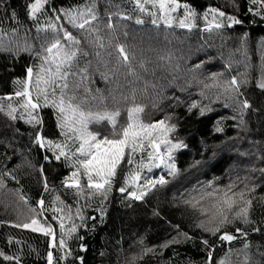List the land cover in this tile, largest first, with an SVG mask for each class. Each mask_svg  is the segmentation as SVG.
I'll return each mask as SVG.
<instances>
[{"label":"trees","instance_id":"16d2710c","mask_svg":"<svg viewBox=\"0 0 264 264\" xmlns=\"http://www.w3.org/2000/svg\"><path fill=\"white\" fill-rule=\"evenodd\" d=\"M36 2L0 0V264H49V253L51 264H264V0H163L178 4L171 21L136 0H42L33 15ZM57 40L61 52L77 53L62 69L70 73L67 89L47 71L59 63L57 50L47 51ZM29 77V91L48 95L36 108L16 95ZM135 108L143 111L130 120ZM115 112V127L95 118ZM136 118L175 125L169 138L180 143L170 171L150 174L166 183L140 200L119 191L140 154L127 151L108 187L89 188L84 179L69 187L64 177L74 167L82 177L81 164L55 159L38 142H72L64 131L78 120L99 139H118L113 133ZM230 144L236 154L221 153L199 176ZM236 156L246 158L241 169ZM216 176L213 190L229 179L236 191L254 189L245 195L246 218L231 212L229 223L206 222L215 197L204 187L217 185L209 181ZM247 178L258 182L249 187ZM195 191L194 207L186 196ZM33 220L51 234L17 226ZM225 233L234 238L222 239Z\"/></svg>","mask_w":264,"mask_h":264},{"label":"snow or ice","instance_id":"6c2138e0","mask_svg":"<svg viewBox=\"0 0 264 264\" xmlns=\"http://www.w3.org/2000/svg\"><path fill=\"white\" fill-rule=\"evenodd\" d=\"M137 3L139 4V0H137ZM161 8L164 7L163 4L160 5ZM42 7V0H37L35 4L32 6V12L33 15L40 10ZM88 14H92V9H88ZM223 15V13H221ZM95 17L93 16V19ZM155 22V21H154ZM85 24L88 23L87 20L84 22ZM183 24V22H182ZM80 27H84V24L79 25ZM219 27V25H216ZM65 37L68 40H72L73 37L70 33L65 32ZM78 43V42H77ZM57 50L54 54V60L59 59V63L55 64V68H49L47 71L51 74V83L54 85L56 83V80H63L65 83L62 85V89H67V77L69 76L68 71H64L63 66L65 64L71 65V62L76 57V52H61L60 50V41L57 40L55 43H53L47 51L49 53H53V50ZM119 52L123 55V58L127 60V56L124 55V48L121 46L119 48ZM29 75H31L32 70H28ZM233 85L236 84L235 79L231 81ZM264 87V85H261ZM16 95H27V93H16ZM64 100H60V104H63ZM32 108H36V104H31ZM69 107L71 108V104H69ZM245 107H247V103L245 102ZM73 112L76 111V109H72ZM61 111H63V108H61ZM143 109L141 108H135L133 110H130L128 115L129 119H132L133 112H141ZM120 115L119 112H115L112 114H105V115H97L95 118L97 120H108L113 124L115 127L116 125V117ZM81 118H84V114L80 113ZM38 122V121H37ZM163 121L160 122V125H163ZM86 127V125H85ZM156 125H148L144 126L142 124L137 123H129L127 127H124L120 133H113L114 135H118L121 138L118 139H108L107 137L98 139L96 135H93L91 133H86V135L82 134L81 144L80 147L77 149V152L84 154L87 159L79 161L81 166L84 168L85 172L84 174L87 176L88 179V187L89 188H96V189H102L104 188L105 184L109 183V181L106 179V177H111L115 175V169L117 164L123 159L124 152L126 148H130L131 151L135 152L138 147H142V145H138L137 141L142 138V133L145 131V128H155ZM170 130V129H169ZM150 135V133H148ZM59 147V145L57 146ZM153 147L157 150L159 149V145H156L153 143ZM173 148L180 147V145H173ZM171 151V150H170ZM170 154V152H169ZM61 155H64L63 151L61 152ZM151 156V153L149 154ZM59 159V157H57ZM163 162V161H161ZM131 163V161H129ZM93 173H95L96 176L100 177L104 180V183H93ZM73 177L77 176V173L72 174ZM149 183H166L163 177H160L159 181H149ZM211 186V185H210ZM69 187H79V180H76L74 184L69 185ZM237 184L236 182L230 183L226 186L225 189H214L212 192H208V197H215V203L212 205L211 210V219L215 220L217 217L219 218V224L223 225L225 223H229L228 220V213L235 212L236 218L244 217L246 218L248 215L249 206L251 205V200H246L245 195L247 191H252L254 189H248L247 185H245L244 189H241L239 191H236ZM125 189L121 188L120 191L123 192ZM131 195H135V193H131ZM139 199L140 197H136ZM238 198V199H237ZM41 204L43 201L40 202ZM243 205V206H242ZM195 207V205H193ZM238 209V210H236ZM204 212L208 213V209H203ZM35 225H38V221L33 220L32 224H23V225H17L18 227H24L29 228L32 227L33 231H45L46 234H51V227L49 226L47 229H44L43 227H33ZM61 228H63V224H61ZM219 227H217L214 231H219ZM72 231H75V227L72 228ZM237 231H240V229H237ZM234 237L231 235H228L225 233L222 236V239L224 240H232ZM60 244L63 245L64 241L61 240ZM49 264H51L52 255L49 253L48 256Z\"/></svg>","mask_w":264,"mask_h":264},{"label":"rangeland","instance_id":"374dc122","mask_svg":"<svg viewBox=\"0 0 264 264\" xmlns=\"http://www.w3.org/2000/svg\"><path fill=\"white\" fill-rule=\"evenodd\" d=\"M161 4L164 5L163 8H161V6H160ZM135 5H137L139 8H141V7L145 8L147 11L149 10L152 14H154V11H153L154 8H159V10H161L163 12V16H166L167 20H169V21H171L170 17H169V13L171 11L174 12L176 10V8L178 7V4H176L174 2H167L166 3V2H163V0H139V4L137 3V0H136ZM29 79H30V77L28 78V81H27L28 85L26 86V90L24 92V93H27L26 97H27L28 101L33 103V104H37V102H40L42 104H44V102H48L49 101L48 95L46 93H44L45 91H41L43 93V96L41 98L42 100L39 99L40 98L39 93H37V92L32 93V92H35L37 90V87H35V91H32V90L29 91V88H28ZM58 104H60V103H58ZM61 106H63V105L61 104L60 107ZM131 123H137V124H142L144 126H148V124L143 123L141 121V119H139V118L138 119L136 118L135 120L131 121ZM85 125H86L85 122H82L79 120L77 122H73V124H71V125L70 124L67 125L68 129L66 131H64V136L70 135L72 142H70L67 139L64 142H63V140H60V141H43V139L40 136H38V142L42 148L50 149L52 151L55 159H57L58 156L59 157H65V158H67V162L69 161L71 163H75V161L79 162V161L85 160V159H87V157L84 154L77 152V149L80 147V144L82 142L80 139L81 135L82 134L86 135V133H90L89 128H88L89 126L85 127ZM150 125H156L157 127L145 128V131L142 133V138L137 141L138 145H142V147H138L137 150L135 151L136 153L140 154V160L137 161L134 171L133 172L129 171L127 173V176L123 181V186L121 187V188L125 189L123 192H125L127 198L140 200L147 192H149L148 190H151L152 186L154 184H156V183H154V184L149 183V181L151 179L150 174L152 173L153 170H159L160 173L161 172L162 173L163 172L168 173L170 171V168H172L170 162L172 161V158H173V152L177 151L179 148V147L173 148L172 146L177 145V144L180 145V143L171 142V140L169 138L170 134L174 133V131H176L175 125L167 126L165 123H163V125H160V122L152 123ZM78 130H80L81 132H78ZM148 133H150V135H148ZM244 133H245V131H244ZM93 135H95V134H93ZM243 141H245L244 138L241 142H243ZM153 143L156 145H159L158 150L153 147ZM58 145H59V147H57ZM239 148H241V147L237 146V148H236L238 155H239ZM130 150H131L130 148H126L125 152H124V156L127 153V151L129 152ZM245 150H251V148L249 147L248 149L246 148ZM62 151H63L64 155H61ZM217 151H219V152L216 153L215 157H213L212 160H210L208 162H204L201 165V168L198 170L199 176H202L204 174V172L207 171L208 167L212 165V163L217 159V157L219 158V155L221 153L222 154L223 153H229V154H234V155L236 154L235 150L232 149V144H230V148H229V146H227V147L225 146V147H221V149H218ZM169 152H170V154H169ZM150 153H151V156L149 155ZM249 153H250V158H252L256 155V152L254 153V152L250 151ZM241 155L244 156L243 154H241ZM243 159H246V158H241L240 156H236L234 162L239 163V165H235L234 167L241 169L240 165L242 164L241 162L243 161ZM161 161H163V162H161ZM116 169H117V166H116ZM116 169H115V174H116ZM231 169H233V167H231ZM239 169H236V170L233 169L234 170L233 172L236 173ZM83 171L85 172L84 168H83ZM74 172L77 173L76 177H73V175H72ZM243 172H246V171H243ZM114 176L115 175H113L111 177H106V179L109 181V183L105 184V186L108 187V185L110 186L113 183L112 181L114 179ZM160 177H161V175L158 174V178H155V181H159ZM235 177H237V176H235ZM256 177H258V176L256 175ZM80 179H84L86 182V185L88 186L87 176L85 174H83V176L81 177V172L79 171V169L74 167V168H70V173L66 177H64L63 183L65 186H69L71 184H74L76 182V180H79V183H80ZM221 179H222V177H218V176L212 177L209 181L216 182L217 185L211 187L210 186L211 184L208 183V185H206L204 187V190L206 188H208L210 191H213L212 188H219L220 184L218 183V181ZM229 180H230V182L236 181L233 179H229ZM246 181H247L246 183L251 184L249 187L253 186L254 184H257V182H258L257 178L256 179L247 178ZM93 183H104V180L101 179L100 177L96 176L95 173H93ZM248 189H251V188H248ZM123 192H121V193H123ZM131 193H135V195H131ZM136 197H140V198L137 199ZM186 197L188 198V199L186 198V200L191 202V204H192L191 206L195 205V203H199L200 196L198 195V193L196 191L193 194H189ZM201 199H204V201H205L207 199V197L204 195L203 197H201ZM208 204H210V203H208ZM201 207H203V204ZM203 208H205V207H203ZM204 218H205L206 222H208L210 225H213L215 223V220L211 219V215L209 213L206 214L204 216Z\"/></svg>","mask_w":264,"mask_h":264},{"label":"built area","instance_id":"2783aa9c","mask_svg":"<svg viewBox=\"0 0 264 264\" xmlns=\"http://www.w3.org/2000/svg\"><path fill=\"white\" fill-rule=\"evenodd\" d=\"M202 31L203 32H206V31H208V28L207 27H204V28H202Z\"/></svg>","mask_w":264,"mask_h":264}]
</instances>
